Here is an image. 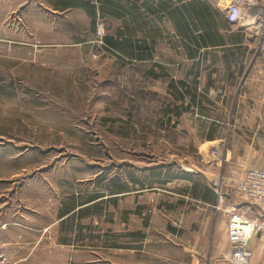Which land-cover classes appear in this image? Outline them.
<instances>
[{
  "label": "rangeland",
  "instance_id": "obj_1",
  "mask_svg": "<svg viewBox=\"0 0 264 264\" xmlns=\"http://www.w3.org/2000/svg\"><path fill=\"white\" fill-rule=\"evenodd\" d=\"M179 46L120 0H0V264H181L173 226L218 212L215 234L246 203L264 138L233 136L213 94L173 102Z\"/></svg>",
  "mask_w": 264,
  "mask_h": 264
},
{
  "label": "crops",
  "instance_id": "obj_2",
  "mask_svg": "<svg viewBox=\"0 0 264 264\" xmlns=\"http://www.w3.org/2000/svg\"><path fill=\"white\" fill-rule=\"evenodd\" d=\"M231 1L120 0L126 9L135 10L159 8L158 4H165L168 10H188L194 5L199 10L202 9V32L199 30L191 34L193 42L176 36L180 45L177 52L183 57L182 67L188 66L184 63L191 65L184 77L174 78L172 81V89L178 91L173 102L200 107L205 103L202 100L206 93L213 94L215 106L231 107L230 121L237 123L232 125L233 136L264 138V55L258 51L257 40L250 31L231 26L226 21L224 10ZM257 1L260 8H264V0ZM185 19L187 25L193 24L190 18ZM207 33H213L212 41L206 37ZM241 107H245L244 113H240ZM240 122L242 125H239ZM199 123V129L202 130V120ZM220 125L223 128V124ZM244 131L250 134L244 135ZM247 147L251 150L254 148L253 144H248ZM196 198L199 203L208 200L198 194ZM196 213L202 214V210ZM211 213L204 223L205 226L199 228V232L189 229L193 232L187 234L184 229L179 231L174 226L170 230L174 238H180L184 243L182 257L185 262L181 264H232L228 259V217L217 215L219 228L218 233L214 234L215 227L210 217L216 216L214 214L218 212ZM257 214L259 213L256 210ZM249 247L254 253L250 264H264V238H254Z\"/></svg>",
  "mask_w": 264,
  "mask_h": 264
},
{
  "label": "built area",
  "instance_id": "obj_3",
  "mask_svg": "<svg viewBox=\"0 0 264 264\" xmlns=\"http://www.w3.org/2000/svg\"><path fill=\"white\" fill-rule=\"evenodd\" d=\"M224 13L231 26L241 27L255 36L257 49L264 55V8H260L258 1L232 0ZM235 191L246 203L234 204L225 211L228 214V259L232 264H250L254 257L250 242L258 236L264 238V168L247 170L236 181Z\"/></svg>",
  "mask_w": 264,
  "mask_h": 264
},
{
  "label": "trees",
  "instance_id": "obj_4",
  "mask_svg": "<svg viewBox=\"0 0 264 264\" xmlns=\"http://www.w3.org/2000/svg\"><path fill=\"white\" fill-rule=\"evenodd\" d=\"M105 3V2H104ZM103 5V4H102ZM159 8L155 9H147L148 12L151 14L156 15L157 13H163L165 17L173 24L174 32L176 36L179 38H184L190 42H193L191 34L198 32L199 30L202 32V9L199 10L197 6H192L191 9H166L165 4H158ZM104 9V8H102ZM185 18H190L191 22L193 24L187 25L185 22ZM184 19V23H183ZM201 22V23H200ZM206 37L209 39V41H212L214 38L213 33H207ZM202 41V36H201ZM107 42L111 44L112 46H117V43L113 41L112 39H108ZM179 43V42H177ZM203 102V100H202ZM210 194V193H209Z\"/></svg>",
  "mask_w": 264,
  "mask_h": 264
}]
</instances>
